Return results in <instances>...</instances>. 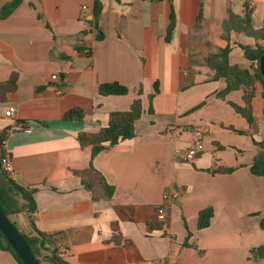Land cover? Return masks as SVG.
I'll return each instance as SVG.
<instances>
[{
    "label": "crops",
    "instance_id": "crops-1",
    "mask_svg": "<svg viewBox=\"0 0 264 264\" xmlns=\"http://www.w3.org/2000/svg\"><path fill=\"white\" fill-rule=\"evenodd\" d=\"M99 1L97 18L94 0H21L0 19V83L16 75L15 89L0 99V135L11 178L35 190L36 229L69 264H264V177L250 170L264 141L263 86L241 48H264V39L235 31L222 38L229 12L261 29L264 0ZM227 45L229 65L253 80L219 97L226 78L213 80L207 62ZM105 83L129 92L100 95ZM140 89L134 137L92 159L77 135L128 111ZM231 104H249L252 122ZM72 109L84 118L64 119ZM18 124L29 131L14 132ZM197 140L202 151L186 160ZM90 166L113 188L110 200H94L74 173ZM166 192L175 197L164 200ZM208 208L212 217L200 229ZM10 219L28 223L24 214ZM0 264L18 263L0 249Z\"/></svg>",
    "mask_w": 264,
    "mask_h": 264
},
{
    "label": "trees",
    "instance_id": "trees-1",
    "mask_svg": "<svg viewBox=\"0 0 264 264\" xmlns=\"http://www.w3.org/2000/svg\"><path fill=\"white\" fill-rule=\"evenodd\" d=\"M21 0H13L10 4H7L0 11V19H5L11 12L19 5ZM101 12V4L99 0H94L92 14L94 18H97ZM173 22L168 28L167 37L173 30ZM231 31L242 32L256 41L264 39V26L255 30L251 26L250 17L245 15L239 17L232 12H229L228 18L222 24V38L229 42V36ZM98 40L102 39L101 35H98ZM244 51V56L250 61H255L257 68L254 76L258 78L263 86V98H264V81L259 73L258 60L259 57L264 53V48L257 45L255 48L241 46ZM230 47L227 45L226 48L220 50L216 54H210L208 57V68L214 72L211 77L213 80H217L220 77H225L227 86L225 90L218 93L219 97H223L230 91L238 89L242 85H249L252 82V76L245 70L239 69L237 66H231L228 63V53ZM16 87V75H11L9 80L0 83V99L2 95L8 91H13ZM155 92L158 91L157 84H154ZM128 88L121 86L117 83H105L98 87V93L103 96L108 95H126L128 94ZM141 95V89L138 91V98H136L128 111L124 112H112L108 116L107 124L102 127L96 133H85L81 132L77 135L78 143L81 147L92 148V159L101 151L107 150L119 142L130 140L134 137V127L138 119L142 114V101L139 98ZM248 103V100H246ZM234 109L245 117L248 122H252V116L249 104L245 108H240L234 104H231ZM84 112L81 109H72L68 111L64 119L68 121L82 120L84 118ZM4 135H0V143ZM258 151L252 161L250 170L251 173L256 176L264 177V141L256 143ZM1 154V151H0ZM1 171V169H0ZM221 172L230 173L231 169L220 170ZM81 178L82 185L86 190L92 193L94 200L106 199L110 200L113 194V188L109 186L104 178L96 172L91 166L86 171L74 172ZM4 174V173H3ZM6 180L12 185L11 188L6 189L0 184V207L4 213L12 218L24 214L30 223V225L36 230L34 221L31 217L36 209L34 201L35 190H29L18 185L12 178L4 174ZM212 217V210L205 209L200 211L198 216V228L202 229L208 226ZM116 225H114V229ZM261 226L264 229V219L261 221ZM42 239L28 238L23 235L29 247L34 251L35 256L39 264L42 262L48 264H69L57 256V251L52 247L51 237L39 232ZM0 249L9 252L18 264H22L18 256L14 253L10 245L5 241L4 237L0 232ZM260 257H264V246L258 249Z\"/></svg>",
    "mask_w": 264,
    "mask_h": 264
},
{
    "label": "water",
    "instance_id": "water-1",
    "mask_svg": "<svg viewBox=\"0 0 264 264\" xmlns=\"http://www.w3.org/2000/svg\"><path fill=\"white\" fill-rule=\"evenodd\" d=\"M13 0H0V11ZM259 73L264 81V53L258 60ZM0 184L6 189L11 188V184L6 180L2 171H0ZM0 232L5 241L10 245L14 253L18 256L22 264H39L34 251L29 247L23 235L28 238L42 239L38 231H36L29 223L25 228L11 221L0 207Z\"/></svg>",
    "mask_w": 264,
    "mask_h": 264
},
{
    "label": "built area",
    "instance_id": "built-area-1",
    "mask_svg": "<svg viewBox=\"0 0 264 264\" xmlns=\"http://www.w3.org/2000/svg\"><path fill=\"white\" fill-rule=\"evenodd\" d=\"M251 5V3H250ZM87 7L86 5H82L80 7V9L83 11L85 10ZM85 53H88V50L85 51ZM58 75L57 74H54L52 76V80H58ZM6 115L9 117V118H14L15 116V108L13 106H9L7 108V112H6ZM13 131L16 132V131H24V132H28L29 129L27 127H25L24 125L22 124H18L16 125L14 128H13ZM0 151H1V154H0V169L1 171L8 175L10 178L12 177L11 175L13 174V169H12V166H11V161H10V156H9V153H8V150L6 149V137L5 135L3 136V139L0 143ZM202 151V144L199 140H197L194 145L189 148V150H187L186 154H185V159L186 160H192L194 159L195 157H197V155ZM171 197H175L174 195H170L169 192H166L164 193V200H168L169 198ZM34 213V212H33ZM163 215H164V209L162 207H158L156 209V218L158 220H162L163 219Z\"/></svg>",
    "mask_w": 264,
    "mask_h": 264
},
{
    "label": "rangeland",
    "instance_id": "rangeland-1",
    "mask_svg": "<svg viewBox=\"0 0 264 264\" xmlns=\"http://www.w3.org/2000/svg\"><path fill=\"white\" fill-rule=\"evenodd\" d=\"M41 264H47V263H45V262H42Z\"/></svg>",
    "mask_w": 264,
    "mask_h": 264
}]
</instances>
